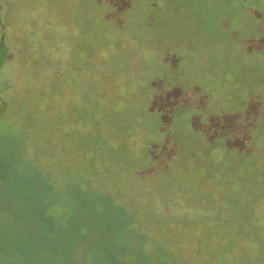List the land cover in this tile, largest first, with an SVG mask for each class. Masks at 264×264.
<instances>
[{"label": "rangeland", "instance_id": "obj_1", "mask_svg": "<svg viewBox=\"0 0 264 264\" xmlns=\"http://www.w3.org/2000/svg\"><path fill=\"white\" fill-rule=\"evenodd\" d=\"M94 1L0 0V18L9 20L12 12L20 17L17 25L31 20L35 24L34 31L18 28L29 51L25 53L22 46L12 44L0 80V113L25 89L52 86L60 77L70 80L65 82L64 92L71 105L79 99L84 102L95 99L105 91L113 98L125 90L134 91L137 85L128 83L127 79L138 77L148 81L153 77L160 81L169 74L165 66L180 64L192 81L201 78L202 88H195L191 96L185 94L184 87L176 88L173 96L161 94L163 102L159 103L167 110L182 101L188 104L177 113L173 132L181 129L179 124H185L182 130L186 133L192 132V128H200L208 142L223 138L226 146L249 152L247 157L240 158L241 161L236 155L232 159L231 153L229 157L224 156V176L229 178V169H232V174L239 180L243 207L262 196L264 0H164L155 12L157 23L150 28H147L148 23L142 26L139 31L143 32L135 33L133 40L119 36L113 30L102 31L99 39L90 35L93 31L87 18L88 11L112 8L109 3ZM145 1L146 5L138 4L136 9L141 24L147 17L152 18L154 12L148 0ZM252 9H255L254 14ZM260 13L262 17H259ZM13 31V28L5 29L9 35ZM103 40L107 43L101 42ZM78 42L81 44L76 49ZM91 42H95L94 46ZM89 48L97 50L96 54L83 59L85 54H90ZM30 75L35 77L29 80ZM209 75L214 78L213 84L206 81ZM74 79L77 85L71 83ZM254 89L261 90L257 97L246 99L243 96V93L250 95ZM30 92L33 94L28 98L25 95L19 97L17 105L15 103L0 118V264L172 263L170 257L165 259L158 254L160 248L165 251L180 248L182 264L205 262L208 245L214 242L213 239L216 241L220 225L228 218V212L221 208L226 192L220 187L199 186L202 177L198 172L191 179L185 178L182 171L187 166L183 160V165L172 175L171 170L174 171L177 164L169 167L168 146H159L163 137H154L156 142L152 141L154 148L150 154L151 158L165 159L164 173L157 175L152 168L147 175L141 176L144 167L134 159L152 138L148 129L152 120L153 131L161 132L158 123L161 117L158 120L156 116L138 118L137 123L131 125V131L119 136L112 133L111 124L103 121L101 126L91 130L109 134L112 148L109 147L101 157L112 159L113 155H118L113 148L124 140L131 145L127 157H121L126 165L105 175H84L80 179L87 191L68 187L66 180L57 188L52 180L55 175H61L59 164L39 160L38 165L43 164L47 169L45 175L35 165L41 152L48 156L60 149L46 146L43 151L33 139V128L22 132V126H27L29 121L27 107L30 103H39L35 97L37 91ZM138 93L142 96L141 91ZM183 96L185 99L180 101ZM157 99L153 97V103ZM66 102L67 99L60 105L62 112L56 107L43 112L62 114L68 121ZM101 111H98L100 116ZM165 118L167 121L168 116ZM73 122L83 129L88 125L85 118L79 121L71 116V122L66 126L69 130L65 133L70 137ZM53 126H49L48 132L52 133ZM10 136L31 141L32 145L17 139L8 144ZM37 137L43 139L40 133ZM58 141L55 139L54 143L61 148ZM26 145L33 152L27 150ZM90 149L89 145H83L76 152L68 150L64 156L73 163L74 157L86 156ZM211 155V152L200 151L192 163L198 165L200 160L207 156L211 158ZM243 169L249 175L241 178L244 181L239 176ZM208 193L210 195H205ZM256 205L255 211L263 216L264 199ZM201 232L211 234L209 237L213 238L204 241L203 236L198 235ZM218 241L225 242L221 238ZM197 249L200 250L199 258L193 255ZM256 252V247L242 238L227 260L229 263L235 256Z\"/></svg>", "mask_w": 264, "mask_h": 264}, {"label": "flooded vegetation", "instance_id": "obj_2", "mask_svg": "<svg viewBox=\"0 0 264 264\" xmlns=\"http://www.w3.org/2000/svg\"><path fill=\"white\" fill-rule=\"evenodd\" d=\"M97 1L101 3H109L112 8L88 11L87 18L91 21V29L93 31V33H90V35L92 34L93 37L98 38L100 35H102V31L113 30L117 35L127 37L132 40L135 37V33L140 35L143 32L139 31L142 26H145L148 23L147 28H150L153 27L155 23H157V21H155V12L157 7L160 5L162 6L164 2V0H148V5L154 8L153 17H147V20L141 24L136 9L139 7L138 4L146 5L147 3L145 0H95L94 2L98 4ZM39 6L43 8L45 7V5ZM64 10L66 11L65 7ZM254 10L255 9L251 10L253 14L255 12ZM56 13L59 15L57 11ZM263 14L260 13L258 15L259 17H262ZM16 16V14L12 15L11 12L9 20L0 18V80L3 69L9 61V54L11 52L12 44L15 45L16 43L18 47L19 45L22 46V51L25 53L29 51V49L25 47L24 35L22 32L19 33L18 28L21 27L22 29L25 27L29 29L32 28L33 31L35 30V24L33 23V20L30 19L31 22L17 25L20 17L18 16L19 18H17ZM21 16H23V14H21ZM65 17H67V14H65ZM234 25L239 26L238 24ZM4 28H13V34H7ZM17 30L18 33H16ZM49 32H52V30ZM101 42L107 43L104 40ZM94 43L95 42H91L90 44L94 46ZM80 44V42L77 43L76 49L80 46ZM89 49L90 54H85L83 59L96 54L97 50L95 52L93 49ZM165 67H167L166 71L169 74L160 81L153 79V77L149 78L148 81H144L138 77H132L126 81L128 83L137 85L135 89L132 88L134 91L125 90L124 92L116 95L117 97L115 98L107 96L105 91L95 99H88L87 102H84L83 100L81 101L79 99V102L73 103L71 105H69L70 103L68 104V94L64 92L65 82L70 81L68 78L67 80H64V78L60 77L56 84H53L52 86H42L37 90H29L28 88L25 89L19 97L25 95L28 98L29 94H33V92L30 91H37V95L35 97L39 103H30V106L27 107L29 121L27 126H22V132H25L28 128H33V139L39 146V149H43V151L46 149V146H54V149H60L56 152L53 151L48 156H43V152L40 151L41 156L36 159L35 167H37V169L39 167L42 175H45L47 169L43 164L38 165L39 160L58 163V169L60 170L61 175H55L54 179L52 180L54 184H56L57 188L62 184V182H64V180H66L68 182V187L72 186L71 188L77 191H87L88 189H84L83 182L80 178H83L84 175H105L107 173H111L113 170H118L120 167L125 166L126 163L122 161L121 157L122 155H126L127 157V151L131 146L127 141L123 140L113 148L119 152L118 155H113L112 159H103L101 155L109 150V147L112 148L111 143L108 141L109 134L106 132H100L99 130L98 132L93 133L91 130L101 126L104 121L105 124H111L110 126L113 130L112 133L119 136L131 131V125L137 123L138 118L145 119L156 116L158 120V118L161 117V121L158 120V123L161 124V132L153 131L152 120L148 127L152 138H149L145 145L141 147L140 156L134 159L138 165H143L144 167L141 169V172H143L141 176L143 177L144 175H147L148 170L152 168H155L157 175L164 173L165 168L163 169L162 166L165 163V159L155 157L151 158L150 154L151 150L154 148L152 141L154 143L156 142L154 137H163L164 140L161 141L159 146L162 147L166 144L168 146L170 152V158L167 160L169 162V167L172 168L177 164L174 171L171 170L172 175L176 174L177 169L181 165L185 164L187 168L182 171L185 175V178L190 177L191 179L193 175L198 172L202 177L199 186L204 187L210 185L213 186V189L220 187L224 190V192H226L224 199L225 202L221 208L222 210L225 209L228 212V218L225 219L220 225L218 230L219 236L215 237L216 241L213 239L214 242L211 245H208V250L205 254L206 260L203 264H264V215L261 216L260 212L258 213L255 211L257 206L256 203L259 200L264 199V194L262 196L260 195L258 198L252 199L245 207H243L241 204L242 200L239 195L240 189L237 184L239 180L232 174V169H229V178L224 176V171H226L224 168L226 162L223 161L224 156L229 157V154L231 153L230 155L232 156V159L233 155H236L237 159L241 161L240 158L248 155L249 152H240L234 150V148L226 146L224 141L222 142L223 138H220L221 140H215V142H208L205 133L200 128H192V132L186 133V131L182 130L185 124H179L178 127L181 129L179 131L173 132L172 127L177 120V113H180L184 109L183 107H187L186 105L188 104H185V102L182 101L178 103V105H174L172 109L167 110L164 107V104L159 103L161 101L163 102V96L161 94L164 92L166 95L173 96V92L176 88L184 87L185 94L187 96H191L193 91H195V88H202V80L199 78L194 82L191 78H188V76L185 74V70L183 69V65L181 66L180 64H176V66ZM177 75H179L180 78H178ZM33 76L34 75H30L29 80H32ZM71 81L73 85H77V80L74 79ZM177 81L179 82L176 83ZM206 81H209V83L211 82L212 84L215 82L212 75H209L206 78ZM61 91H63V93ZM138 91H141L142 96L138 93ZM260 91L261 90L259 89H254L250 95L246 96L243 93V96L246 99L255 98ZM235 95H237V93H235ZM207 96L211 95L207 94ZM153 97L158 98L156 103H153ZM18 98L15 99V101H13L5 111L0 113V118L3 117L12 106H15V103L17 105ZM65 99H67L65 112L68 114V121L63 119L62 114L57 115L55 112H43V110L48 111L54 107H56L58 111L62 112V107L60 105L63 104ZM182 99H185L184 96L180 97V101ZM42 100L43 102L41 103ZM193 107L195 106L193 105ZM100 109L102 110L101 116L98 113ZM22 114L25 115L23 112ZM71 116L77 118L79 121L85 118V122H87L86 124L88 125L83 129L77 126V123L73 122L74 127L70 133V137L65 133H67L69 130L66 129V126L70 124ZM166 116H168L167 121L165 120ZM34 121H37L38 123L36 124ZM51 125H54L52 127V133L48 132V130H50L49 126ZM38 133L43 136L42 140H38ZM15 139L22 143H28L30 147L32 145L31 141L24 140L16 136L8 137L7 143L10 144V140ZM55 139L60 140L56 143L60 144L61 148L54 143ZM83 145H89V147H91L86 156L79 158L74 157L73 163H70L65 159L64 155L68 150L76 152L78 148ZM208 149H213L211 151V156L214 164L211 169L208 170L206 168L207 166H202L201 164L195 165L192 163L193 159H191V157L200 155V151H207ZM27 150H32V148L28 149L27 146ZM177 155L179 157L178 160H176ZM187 155H189L190 158ZM182 160L183 164L181 163ZM239 176L241 179L246 178L249 175L243 169L239 171ZM194 185H196L195 182ZM205 195L210 194L208 193ZM198 235L201 237L203 236L204 241H208L213 238L209 237L211 234L204 232H201ZM219 238L225 240V242L219 243ZM242 238L247 240L249 244L254 245L257 249V252L254 255H246L243 253L241 255L235 256L233 257V261L228 263V255L238 248ZM167 252L170 253V259L173 260L172 264H182L181 257L183 254H181L180 248L176 250H169ZM193 255L194 257L198 256L197 258L201 257L200 250H195Z\"/></svg>", "mask_w": 264, "mask_h": 264}, {"label": "trees", "instance_id": "obj_3", "mask_svg": "<svg viewBox=\"0 0 264 264\" xmlns=\"http://www.w3.org/2000/svg\"><path fill=\"white\" fill-rule=\"evenodd\" d=\"M213 149H208L207 151H208V154H210V152L212 151ZM188 157H189V155H187ZM190 158V157H189ZM194 158V156L193 157H191V159H193ZM211 158H212V156H211ZM210 158V156H207V158L205 159V160H200V164L202 165V166H207L206 168L209 170V169H211V167H212V165H213V163H212V161H213V159H211ZM212 160V161H211ZM208 163V164H207ZM142 247V246H141ZM158 254H160L161 256H163L165 259H169V257H171L170 256V253L169 252H167V251H165L164 249H159V252H158ZM167 263V262H166ZM167 264H172V263H167Z\"/></svg>", "mask_w": 264, "mask_h": 264}]
</instances>
